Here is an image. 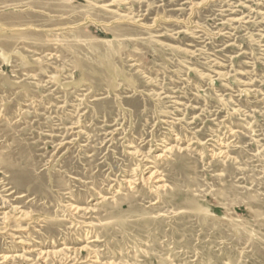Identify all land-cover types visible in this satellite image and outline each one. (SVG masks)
I'll list each match as a JSON object with an SVG mask.
<instances>
[{"label": "rangeland", "instance_id": "rangeland-1", "mask_svg": "<svg viewBox=\"0 0 264 264\" xmlns=\"http://www.w3.org/2000/svg\"><path fill=\"white\" fill-rule=\"evenodd\" d=\"M0 264H264V0H0Z\"/></svg>", "mask_w": 264, "mask_h": 264}]
</instances>
